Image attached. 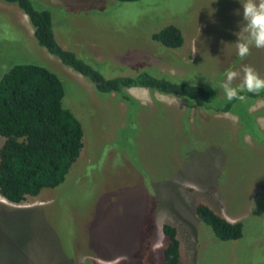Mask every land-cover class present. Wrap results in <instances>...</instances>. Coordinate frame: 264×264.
I'll list each match as a JSON object with an SVG mask.
<instances>
[{
	"label": "rangeland",
	"instance_id": "obj_1",
	"mask_svg": "<svg viewBox=\"0 0 264 264\" xmlns=\"http://www.w3.org/2000/svg\"><path fill=\"white\" fill-rule=\"evenodd\" d=\"M30 2L50 13L56 44L107 79L151 71L203 87L220 107L229 102L220 88L227 70L251 65L264 77V50L236 54L240 0ZM169 24L183 35L177 50L150 40ZM24 64L58 77L82 148L58 187L19 204L0 197V264H164V224L176 230L178 264H264L263 99L207 112L143 88L125 90L134 103L98 93L38 46L15 4L0 0V77ZM197 203L240 222L242 237L216 240Z\"/></svg>",
	"mask_w": 264,
	"mask_h": 264
},
{
	"label": "trees",
	"instance_id": "obj_2",
	"mask_svg": "<svg viewBox=\"0 0 264 264\" xmlns=\"http://www.w3.org/2000/svg\"><path fill=\"white\" fill-rule=\"evenodd\" d=\"M2 1L15 4L27 17L38 46L87 79L98 93L116 94L125 102L134 103L125 90L143 88L183 99L187 105L207 112H227L237 101L222 104L223 107H211L210 95L203 87L174 82L146 70L107 79L72 52L56 44L48 11L35 10L30 0ZM116 1L128 3L136 0ZM150 40L169 50L181 48L184 42L180 29L172 24L152 33ZM241 94L251 97V102L259 98L264 100V92ZM63 95L58 77L42 66L14 65L1 75L0 197L8 203L19 204L26 197H35L44 189L58 187L78 158L82 148V128L73 114L63 108ZM194 213L210 228L216 240L236 241L242 237L240 222L230 223L202 203L196 204ZM161 231L167 239L162 252L163 263L178 264L179 242L175 228L164 224Z\"/></svg>",
	"mask_w": 264,
	"mask_h": 264
},
{
	"label": "clouds",
	"instance_id": "obj_3",
	"mask_svg": "<svg viewBox=\"0 0 264 264\" xmlns=\"http://www.w3.org/2000/svg\"><path fill=\"white\" fill-rule=\"evenodd\" d=\"M240 3L242 21L238 25L240 31L235 33L238 37L235 46L237 56L240 60H244L251 55L252 48L264 50V0H240ZM235 14L241 15L240 10H236ZM224 76L220 88L229 102L244 101L246 97L241 94L244 92L259 94L264 91V77L251 65H244L241 71L227 70ZM238 78L241 82L233 86V81Z\"/></svg>",
	"mask_w": 264,
	"mask_h": 264
}]
</instances>
